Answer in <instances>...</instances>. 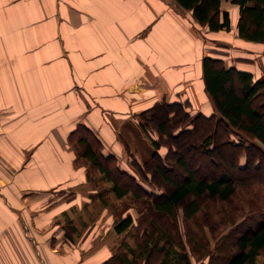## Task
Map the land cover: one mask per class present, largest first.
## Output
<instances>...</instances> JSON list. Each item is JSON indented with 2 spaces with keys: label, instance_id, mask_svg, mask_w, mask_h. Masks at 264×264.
I'll use <instances>...</instances> for the list:
<instances>
[{
  "label": "crops",
  "instance_id": "obj_1",
  "mask_svg": "<svg viewBox=\"0 0 264 264\" xmlns=\"http://www.w3.org/2000/svg\"><path fill=\"white\" fill-rule=\"evenodd\" d=\"M221 9L236 29L239 5ZM228 31L176 0H0V264L123 262L105 243L91 256L103 226L69 134L87 126L120 164L122 128L156 103L216 113L203 61Z\"/></svg>",
  "mask_w": 264,
  "mask_h": 264
},
{
  "label": "trees",
  "instance_id": "obj_2",
  "mask_svg": "<svg viewBox=\"0 0 264 264\" xmlns=\"http://www.w3.org/2000/svg\"><path fill=\"white\" fill-rule=\"evenodd\" d=\"M176 1L191 10L200 24L207 25L211 30H230V13L221 9L223 0ZM232 2L239 5L238 33L240 37L263 43L264 0H232ZM203 68L205 85L217 111L209 116L198 113L192 115V119L186 112L185 116L188 117L186 122L189 124L183 125L175 136L190 134L192 144L196 146V142H199L198 146H202V156L208 157L210 161L217 158L226 162L231 160L232 167L244 172L242 177L246 183L253 182L256 176L261 177L264 182V171H262L264 170V76L256 77L253 72L236 66L227 67L223 58L209 56L204 58ZM167 107L173 110L172 104H167ZM145 113L153 116L154 109ZM199 118L202 119L203 127L197 124ZM168 121L169 119L165 118L158 125V130L162 134L166 133ZM74 137H76L75 142ZM69 139L76 145L79 152L77 154L87 159L91 168L101 172L108 182H112L111 191L117 197L122 198L130 192L137 197L155 194L147 189L137 176L123 169L115 155H106L103 152L101 140L87 126L79 124L70 133ZM158 155L162 160L164 159L162 163L167 169L161 161H158L155 171L161 175L165 183L172 186V189L168 193L155 194L153 208L157 214L176 218V208L183 205L186 216L191 218L200 211L202 197L227 201L234 197L237 187L240 186V182L233 178L230 171L223 172L213 179L196 174V169L191 168L185 155L174 158L176 166L183 174L181 179H176L172 177L171 160L167 164L165 157L160 153ZM167 157L170 158V153ZM119 176L124 182L118 179ZM131 225H133V217L128 215L115 228L117 232L122 233ZM151 225L149 228L151 232L147 233L146 246L155 241L151 254L164 251L160 264H172L175 255L172 254L170 257L171 250L166 245L160 246L158 239L167 241L174 239L180 243L177 234H173L178 231V228L170 232L166 228L161 230L154 221ZM155 231L159 233L156 235ZM224 247L223 257H218L213 260V263L208 264H256L258 255L264 249V220L254 227L237 233L233 241ZM126 261H129V257L124 258V264H130ZM178 261L179 263L188 262L186 255L185 257L179 255Z\"/></svg>",
  "mask_w": 264,
  "mask_h": 264
},
{
  "label": "rangeland",
  "instance_id": "obj_3",
  "mask_svg": "<svg viewBox=\"0 0 264 264\" xmlns=\"http://www.w3.org/2000/svg\"><path fill=\"white\" fill-rule=\"evenodd\" d=\"M237 31L238 23L236 29L232 28L226 33L229 37L226 39L228 42L220 43L219 54L225 59V63H234L240 67L253 69L257 76H264V42L246 40L240 37ZM158 105L159 107H157ZM161 105L163 106L161 107ZM154 107L150 109H154L153 116H150V113H142L133 119L130 125L129 123L124 125V128L120 124L117 125L118 129L122 128L123 132L125 131L131 144L130 150L128 149V153L125 155V161L120 163L123 169L137 176V179L151 192L160 195L168 193L172 186L165 183L161 175L155 171L156 163L164 161L158 153L165 157L167 164L171 160L172 177L176 179H181L183 174L181 169L176 166L174 158L185 155L191 168L196 169V174L213 179L223 172L230 171L233 178L240 182V186L237 187L234 197L227 201L202 197L200 211L191 218L186 216L183 205L176 208L175 219L169 218L166 215L155 213L153 208L155 194L137 197L133 192H130L122 198L117 197L111 191L112 182H108L101 172L91 168L87 159L77 154L79 152L74 144L76 137H74V142L68 139L72 147L75 148L78 157L76 169L77 167L82 170L83 168L84 170L88 169L90 188L86 193H89V190L94 193L91 194L93 199L89 205L93 214L90 218H87L88 216L85 218L90 219L89 223L92 225L102 224L103 226L102 231L90 232L91 239L97 241V244L92 247L91 256L102 250L101 243H105L104 247L108 255L115 251L117 255L122 256L123 262L117 264H124V258L127 257H129V261L126 262L130 264H160L165 252L157 251L151 254L155 241L149 246H146L145 243L149 232H151L150 225L154 221L161 230L166 228L171 232L172 229L178 228V231L176 230L177 232L173 234H177L180 243L174 239L169 241L158 239L160 246L169 247L170 257L172 254L175 255L172 264L213 263L214 259L223 257L224 246L229 245L237 233L243 229L254 227L264 220V182L261 177H257L255 174L254 181L246 183L242 177L244 172L232 167L231 160L226 162L217 158L210 161L208 157L202 156V146H198L199 142H196V146L192 144L190 134L181 137L175 136L183 125L189 124L186 122L188 119L185 116L186 109L177 105L172 108L175 110L173 112L174 110H170L171 108L167 107V103L164 101L156 103ZM165 118L169 121L165 128L166 133L162 134L158 130V125ZM190 118L192 119V116ZM197 124L203 127L201 118L198 119ZM128 128H130L129 131ZM169 153L170 158L167 157ZM162 165L164 166L163 163ZM164 168L167 169L165 166ZM118 179L123 181L120 176ZM86 188L87 185H84L82 194H85ZM95 191H97L96 194ZM79 207L82 208L81 203ZM128 215H132L133 225L122 233L117 232L116 225ZM155 232L156 235L159 233V231ZM156 235L153 234V236ZM108 251L111 252L108 253ZM179 255L180 257L186 255L188 262L179 263ZM122 259L120 257V260ZM256 264H264V249L258 255Z\"/></svg>",
  "mask_w": 264,
  "mask_h": 264
}]
</instances>
